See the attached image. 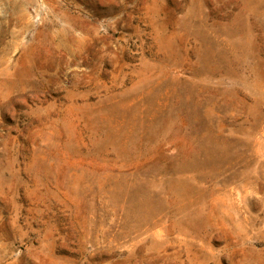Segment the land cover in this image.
I'll return each instance as SVG.
<instances>
[{
    "label": "rangeland",
    "instance_id": "rangeland-1",
    "mask_svg": "<svg viewBox=\"0 0 264 264\" xmlns=\"http://www.w3.org/2000/svg\"><path fill=\"white\" fill-rule=\"evenodd\" d=\"M0 264H264V0H0Z\"/></svg>",
    "mask_w": 264,
    "mask_h": 264
}]
</instances>
